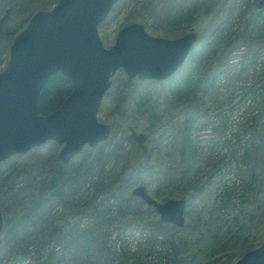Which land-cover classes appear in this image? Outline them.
<instances>
[{
	"label": "rangeland",
	"instance_id": "obj_1",
	"mask_svg": "<svg viewBox=\"0 0 264 264\" xmlns=\"http://www.w3.org/2000/svg\"><path fill=\"white\" fill-rule=\"evenodd\" d=\"M258 1L118 0L99 25V36L104 46L110 47L121 27L138 22L150 35L160 37L173 38L193 29L198 35L193 48H197L211 35L210 31L215 27L211 20L216 12L224 4L227 9L233 4L237 8L231 11L226 23L216 18V24L221 22L220 35L226 42L242 31L246 19L256 13L254 6ZM54 3L55 0H0V70L7 44L4 35L21 29L35 10L49 9ZM186 7L189 11L197 8L193 12L195 17L192 15L190 20L177 23V13L185 12ZM259 10L264 17V6ZM244 46L240 39L227 51V65L234 73L240 69L243 56L247 55ZM193 48L185 63L195 57ZM258 53L260 64L256 70L248 71L246 78L243 76L244 79L237 80L236 84H230L223 73L217 90L211 89L208 93L202 86H192L182 71L161 83L153 80L137 83L128 102L119 107L123 112L122 119L109 138L94 147H85L82 150L85 152L81 151L67 163L59 158L61 145L52 140L19 157L12 156L0 168L3 215L14 218L26 203L23 196L27 195L28 188L40 185L45 191L56 171V180L61 183L56 196L60 199L50 202L46 216L40 222L20 224L19 227L14 224L11 233H2L0 264H31L36 261L31 256L36 254L41 256L39 262L43 264H118L123 248L135 254V264H167L174 256V245L178 255L197 256L195 259L201 263L195 264H209L201 252L207 254L210 245L230 239L232 244L235 243L232 251H215L213 257L218 258L219 264H233L247 245L261 243L264 240V141L261 135H250V117L262 106L253 100L252 92L259 91L264 85V46ZM124 78L125 72L119 69L104 95L97 115L100 121H113V110L123 90ZM214 95H217V101ZM169 113L173 114V121ZM188 118L193 122L187 134L189 143L176 130L177 125H173V122L181 123ZM133 131L147 137L144 150L148 165L142 172L127 170L120 178L130 179L131 190L142 185L158 201H164V196L185 198V225L177 227L163 223L164 226L157 230H147L143 228L145 222L159 219L153 206L132 193L128 198H114L108 203L102 201L106 197L102 192L97 198L101 203L99 210L104 205L121 204L119 212L113 207L110 213L116 214L118 219L127 218L131 223L122 229L117 228L115 222L110 224L101 253L88 250L87 255L83 248H78L79 234L72 235L75 248L60 250L52 238L58 236L55 226L62 212V199L66 196L76 200L84 196L89 198L91 193L104 188L121 171L120 157L131 146L127 134ZM249 150L252 159L245 160ZM64 228L65 225H61L59 230ZM50 250L52 258L47 260ZM21 252L26 258L15 262V256Z\"/></svg>",
	"mask_w": 264,
	"mask_h": 264
},
{
	"label": "water",
	"instance_id": "obj_2",
	"mask_svg": "<svg viewBox=\"0 0 264 264\" xmlns=\"http://www.w3.org/2000/svg\"><path fill=\"white\" fill-rule=\"evenodd\" d=\"M117 1L57 0L51 8L32 13L13 38L0 71V163L49 140L62 145L59 158L69 162L86 145L108 139L112 126L97 115L119 69L128 79L162 81L183 66L198 38L193 29L160 37L132 22L105 47L98 27ZM263 6L264 0H259L257 7ZM58 72L71 81L72 90L53 112L40 114V93ZM131 193L153 206L161 222L184 226L185 198L158 201L142 185ZM2 227L0 210V244ZM233 264H264V240Z\"/></svg>",
	"mask_w": 264,
	"mask_h": 264
},
{
	"label": "trees",
	"instance_id": "obj_3",
	"mask_svg": "<svg viewBox=\"0 0 264 264\" xmlns=\"http://www.w3.org/2000/svg\"><path fill=\"white\" fill-rule=\"evenodd\" d=\"M57 0H55L56 2ZM53 6V5H52ZM256 13L251 14L249 19L244 22V26L242 27V31L237 33L235 37L229 38L226 42L222 39L221 26L219 25L221 22L216 24V18H219L220 21L226 23L228 21V17L231 14V11L236 9V6L230 5V8L227 9L225 4L222 8L216 12V16H214L212 21V25L215 26L211 29V35L207 36L202 40L197 48H193L195 50L192 57V60L185 63V66L180 68L177 72H183L185 77L191 82V85L196 87L202 86L204 92L208 93L209 90L214 89L217 90V83L220 79V75L227 77L230 81V84H236L237 80H243L246 73L250 70H256L257 66L260 64V55L258 53L260 47L264 46V17L262 16V11L257 8V5L254 6ZM183 9V6H182ZM185 12L181 11L177 13V23H183L185 20H190L192 15L195 17L194 13L197 11V8L194 7L193 11H189L188 7L184 8ZM245 12V11H242ZM222 15L220 16V14ZM31 15H29L26 19V23L24 26L13 32H7L4 36L6 37V52L5 58L3 60V65L6 64L8 59V48L13 40V38L24 29L29 21ZM240 16V15H239ZM242 16V15H241ZM194 19V18H193ZM218 20V19H217ZM175 24V21L173 22ZM217 28V29H216ZM240 39H243V44L247 47L245 51L247 55L243 56L240 61V69L237 72H233L229 69L227 65V51L232 48L234 45L238 43ZM224 43V44H223ZM244 46V48H246ZM229 64V63H228ZM201 70V71H200ZM177 74V73H176ZM174 74V77L176 76ZM174 77L170 78L173 79ZM114 78V77H113ZM112 78V81H113ZM137 78L128 79L124 78L123 90L119 94L118 103L114 107L113 110V121L109 122L112 125V129H115L122 119L123 112L119 111V107L125 105L130 97V93L133 91L134 86L140 83ZM156 83H161L162 81H154ZM142 83V82H141ZM245 88V86H244ZM251 89V87H248ZM72 90L71 81L62 73L58 72L52 75L45 86L43 87L39 100H38V111L40 114H47L53 112L57 107L61 105V103L65 100V98L69 95ZM220 93L218 92L217 95ZM217 95L215 96V101H217ZM202 96L200 97V99ZM252 98L256 103H261L262 106L260 110L257 111L250 117V129L251 134L261 135L262 141H264V85L260 90L256 92H252ZM222 101V100H220ZM170 112V111H169ZM115 114H117L115 116ZM169 118L171 121L174 120L173 114L169 113ZM170 120L168 122H170ZM192 121L190 118L186 119L183 122H173V125H177L176 130L179 131L183 140L187 143L188 132L191 129ZM166 124L163 123V125ZM181 124L183 126H181ZM252 136V135H251ZM146 135L141 133H135L134 131L127 134V139L130 143L129 149L121 155V171L113 178H111L104 188L97 190L94 194L91 193L89 198L84 196V198H80L79 200L74 199L73 196H66L62 199V204L60 208L62 209L61 214L59 215V220L55 226V233L58 234L57 238H52L54 244L62 251H65L69 248L76 247V241L72 235H78L77 239H80V245L78 248H83L84 252L88 255L87 251L90 250L92 253L94 251L102 252V249L105 245V241L107 238V230L113 222H115L117 228H125L126 225L131 222L129 219H118L114 214L110 213V210L115 208L116 212H119L122 209L121 204H112V207L109 205H104L102 210H99L101 207V203L97 201L100 194L104 192L106 197L102 199L107 200H115L114 198H128L131 194V182L130 179L124 180L120 178V175L127 170H135L138 172H142L147 168V156L144 150V145L146 142ZM252 143V141H251ZM253 144V143H252ZM264 144V143H263ZM85 151H82L83 153ZM250 150L245 156V160L252 159V155H250ZM21 155H15V157H19ZM11 158L3 161L0 164V168L10 161ZM261 160L260 158H258ZM183 160L181 159L180 162ZM59 166H62L63 163L58 160ZM60 172V168L58 169ZM57 171L52 177V180L48 183L47 189L42 191L40 189V185H32L27 190V195L23 196L26 199V203L22 206V209L17 211L14 218H9L6 214L3 215V228L2 233L5 231L6 234L11 233L14 230L13 225H17L19 227L20 224H33L36 221L40 222L43 216H46L47 207L51 201H56V199H60V196H56L58 194V187L61 186V183L58 182ZM3 186V184H2ZM83 196V195H82ZM163 200L169 199L167 196L162 197ZM114 207V208H113ZM142 224V223H141ZM61 225H65L64 230H59ZM164 226L163 222H161L158 218L153 221L145 222L143 224V228L147 230H157ZM24 228V227H23ZM231 240V239H230ZM228 241H218L214 244L210 245L206 252H201V256L206 258L209 261V264H219L218 258H214L215 251L219 253H224L225 251H232L235 243L232 244ZM261 243H250L246 246V248L239 254L241 257L246 251L256 248ZM174 245V244H173ZM129 249L123 248L122 260L119 261L118 264H135L136 261L133 260L135 257L133 253L128 252ZM53 252L50 250L49 254L47 253L48 258L50 260L52 258L51 254ZM172 254L174 255L171 260L168 261L167 264H195L201 263L198 260L197 256H189L178 255L177 251L172 248ZM23 256V258H21ZM30 256V255H29ZM36 261H32L31 264H43V262H39L42 260L39 254L32 255ZM26 257L24 253H19L15 256L14 261L18 262L24 260ZM197 258V259H195ZM50 264V263H49Z\"/></svg>",
	"mask_w": 264,
	"mask_h": 264
},
{
	"label": "flooded vegetation",
	"instance_id": "obj_4",
	"mask_svg": "<svg viewBox=\"0 0 264 264\" xmlns=\"http://www.w3.org/2000/svg\"><path fill=\"white\" fill-rule=\"evenodd\" d=\"M258 3V2H257ZM258 8V7H257Z\"/></svg>",
	"mask_w": 264,
	"mask_h": 264
}]
</instances>
